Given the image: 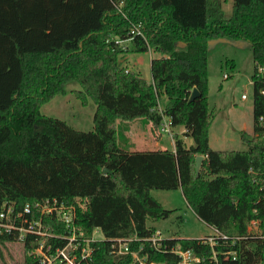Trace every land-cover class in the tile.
I'll return each instance as SVG.
<instances>
[{
    "label": "trees",
    "instance_id": "trees-1",
    "mask_svg": "<svg viewBox=\"0 0 264 264\" xmlns=\"http://www.w3.org/2000/svg\"><path fill=\"white\" fill-rule=\"evenodd\" d=\"M223 2L0 0V209L81 199L78 224L90 233L99 227L105 237L93 243L90 264H177L178 249L192 250L203 259L198 264H264V239L249 230L252 220L264 228V0H233L230 17ZM224 37L250 42L253 54V130L241 131L245 150L209 143V41ZM127 40L131 48L122 46ZM150 49L162 54L151 60L152 82L120 60L129 50ZM70 84L80 85L74 93L83 104L96 103L93 130L41 111ZM195 87L200 95L190 100ZM139 119L153 132L170 120L174 149L124 148L119 128ZM155 189H181L198 218L227 237L211 245L168 236L154 246L152 223L175 211ZM45 222L64 231L56 218ZM131 235V251L118 254L116 239ZM10 242L17 232L0 233V244ZM21 244L24 264H41L32 253L37 239Z\"/></svg>",
    "mask_w": 264,
    "mask_h": 264
},
{
    "label": "rangeland",
    "instance_id": "rangeland-1",
    "mask_svg": "<svg viewBox=\"0 0 264 264\" xmlns=\"http://www.w3.org/2000/svg\"><path fill=\"white\" fill-rule=\"evenodd\" d=\"M232 8L233 0H224L223 9L226 17L231 16ZM121 43L123 47L131 48V41ZM161 56L160 52L153 49L147 52L129 50L121 55L120 60L125 69L137 72L147 81L152 82L151 60ZM253 71L254 61L250 42L229 37L214 38L209 41L207 79L208 102L212 114L209 143L212 148L247 149V145L242 142L241 131L251 135L253 130ZM225 74H228V77H225ZM79 88L78 84H70L66 94L45 102L41 111L46 115L63 119L77 129L93 130L96 103L89 100L87 104H83L74 93V89ZM167 102L166 96H160V108H164ZM139 120L143 124L138 122ZM139 120L134 122L136 124L134 132H130L134 123L128 130L125 126L119 128L120 134L127 136L128 143L124 148L127 150L173 149L172 133H162L160 130L153 132L149 129V134L154 140L150 141L147 138L148 128L144 125L145 121ZM185 140L188 145L193 144L191 137L186 136ZM153 195L165 208L175 210L169 218L152 223L156 228L164 230L165 237L176 234L184 238H199V236L206 238L210 235L211 228L198 218L187 204L181 189H155ZM96 235L101 238L103 233L100 230ZM0 264H24V249L21 242L0 244Z\"/></svg>",
    "mask_w": 264,
    "mask_h": 264
},
{
    "label": "built area",
    "instance_id": "built-area-1",
    "mask_svg": "<svg viewBox=\"0 0 264 264\" xmlns=\"http://www.w3.org/2000/svg\"><path fill=\"white\" fill-rule=\"evenodd\" d=\"M258 73L264 76V66L258 68ZM224 76L228 77V74ZM262 92L264 93V90ZM260 119L264 121V116ZM160 131L171 133V121L164 120ZM77 205L84 207V203L79 198ZM77 205L67 204L57 198L46 199L34 205L28 203L22 209H17L14 204H4L0 209V233L17 232L19 242L31 237L37 239L38 245L32 253L38 257L41 264H90L94 255L93 243L105 237L104 235L101 238L97 237L99 227L90 233L78 224ZM35 210L38 211L37 216ZM45 217L56 218L63 224L64 231H55L51 224L45 222ZM249 230L260 234L264 239V228L259 227L257 220H252ZM217 236L227 237L214 229V233L204 239L213 245ZM134 238L133 235L128 238H117L115 242L118 254L129 253L131 251L129 242ZM162 238L156 231L151 237L152 244L158 247ZM177 253L180 255L177 264H198L203 260L192 250L178 249ZM133 255L136 256V253ZM138 259L141 261L140 257Z\"/></svg>",
    "mask_w": 264,
    "mask_h": 264
},
{
    "label": "crops",
    "instance_id": "crops-1",
    "mask_svg": "<svg viewBox=\"0 0 264 264\" xmlns=\"http://www.w3.org/2000/svg\"><path fill=\"white\" fill-rule=\"evenodd\" d=\"M138 122H141V124H143L142 121H140V120H139ZM134 124H135V123H134ZM139 124H140V123H139ZM144 125L148 128V130L146 131L147 134H148V137H147V138H148L150 141H154V140L152 139V137L150 136V134H149V129H151V123H147V122H145ZM142 126H143V125H142ZM135 127H136V124L132 126L130 132H134ZM157 142H159V141H157ZM173 149H174V147H173ZM209 227L211 228V233H210V234L214 233V228H212L211 226H209ZM157 232L160 233L162 237H165V235H164V230H163L162 228H158V227H157ZM170 236L184 237V236L176 235V234H172V235H170ZM203 236H204V235H203ZM205 236H206V235H205ZM199 237H202V236H199Z\"/></svg>",
    "mask_w": 264,
    "mask_h": 264
},
{
    "label": "water",
    "instance_id": "water-1",
    "mask_svg": "<svg viewBox=\"0 0 264 264\" xmlns=\"http://www.w3.org/2000/svg\"><path fill=\"white\" fill-rule=\"evenodd\" d=\"M180 45L183 46L184 43H181ZM199 95H200V92H199L198 88H196V87L193 88V90L191 92V95H190V100H194ZM203 158L204 157L201 156V155L197 156V158H196V163H197V165H196V171H197V173L199 172V169L201 167V163H202ZM104 172H108V169L107 168H104Z\"/></svg>",
    "mask_w": 264,
    "mask_h": 264
}]
</instances>
